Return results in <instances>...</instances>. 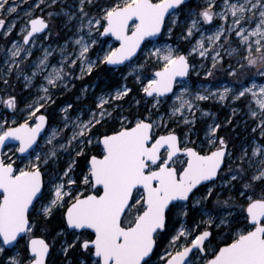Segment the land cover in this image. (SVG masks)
<instances>
[{"label":"snow or ice","instance_id":"snow-or-ice-1","mask_svg":"<svg viewBox=\"0 0 264 264\" xmlns=\"http://www.w3.org/2000/svg\"><path fill=\"white\" fill-rule=\"evenodd\" d=\"M58 2L63 0H37L19 38L7 49V67L0 70L5 85L14 70L17 80L23 76L25 88L38 76L43 79L38 86L43 95L23 109L17 95H0V106L27 113L22 122L11 121L15 126H8L7 119L0 122V150L14 140L19 142L16 152L27 154L21 166L0 151V256L23 241V251L0 264H51L54 250L63 255L62 264H264V84L245 86L244 77H238L245 67L264 77V0H222L221 5L203 0L186 12L188 0H76L59 12L34 13L41 4L51 8ZM18 6L0 0V16H12ZM60 15L78 25L71 51L65 41L59 66L50 64V48L27 65L39 34L47 30L51 35L53 17ZM214 19L220 23L211 29ZM15 27V20L0 18L5 37ZM176 29L180 31L172 43H158L165 35L171 39ZM197 34L184 54L180 43H191ZM233 34L246 54L238 68L229 64L228 75L236 78L232 86L202 84L194 92L184 79L196 69L189 57L211 55L205 76L212 77L221 70L220 50ZM102 37H114L119 46L105 48ZM93 49L95 59L89 55ZM225 52L231 58L240 49ZM141 54L144 60L137 63ZM149 61L158 65L150 77L144 74ZM22 65L31 68V75ZM98 65L128 67L144 105L135 99L130 107L136 111L126 114L122 101L133 93L126 82L101 91L94 107L77 110L74 117L69 113L73 105L67 103L60 109L63 127H51L39 144L48 117L36 114L54 103L52 91L67 90L76 67L83 79ZM246 94L257 105L253 110L250 101V116L259 117L252 131L258 130L260 139H253L251 153L245 147L234 154L217 134L221 125L215 120L206 125L202 140L191 138L196 111L214 115L200 109L199 102H223L229 96L236 101ZM168 100L172 104L161 114V104ZM166 120L182 123L189 132L178 134ZM60 163L63 168L57 167ZM193 213L201 219L189 223ZM54 218L59 223L49 228Z\"/></svg>","mask_w":264,"mask_h":264},{"label":"rangeland","instance_id":"rangeland-1","mask_svg":"<svg viewBox=\"0 0 264 264\" xmlns=\"http://www.w3.org/2000/svg\"><path fill=\"white\" fill-rule=\"evenodd\" d=\"M18 3V9L15 14L12 16H0V18L6 20H15L16 27L13 29L11 36L5 37L3 35V31L0 32V70L5 69L7 67L5 61L7 60V49L11 47V42L19 38L20 35V27L24 24V22L28 19L26 13L30 10H33V5L37 3V0H10V3ZM50 2V0H47ZM97 3L103 4L104 0H96ZM218 5L222 4V0H216ZM76 0H63V2H58L57 4L53 5L51 8L46 7L45 4H41L39 9H34V13L36 15L41 14V10L45 16L47 12L54 11L59 12L62 7L68 8L69 6H74ZM197 3L203 4V0H192V2H188L185 5L184 11L186 12L189 8H195ZM219 11V8L216 9ZM91 11L96 12L98 11L97 8H92ZM183 15L181 19L183 20ZM231 21L229 20V23ZM220 21L218 19H214L213 25L211 29L219 24ZM77 22L71 21L67 22V17L60 15L57 17H53L52 24H51V35H48V31L45 34H39V38L36 42V46L33 48V55L32 57L28 58L26 62L27 65H31L38 57L42 55L43 48H50V50H54L52 56L50 57V64L59 66L58 62L61 60L60 56V47L65 44V41L69 42L68 48L71 51L73 45L71 41H73L76 36V28ZM254 26V25H252ZM208 28L209 26H205ZM210 29V30H211ZM180 29H176V34L173 35L171 39H169L166 35L163 37L157 38L158 43H172L173 40L177 39V35ZM198 39V34L194 35L192 38L191 43L188 42H181L180 49L183 53L187 54L192 44L195 43V40ZM222 42V41H221ZM101 43L104 44V47L107 48L108 46L117 47L118 42L114 40L112 37H102ZM26 47H31L28 45ZM230 48H238L240 49L239 55H233L231 58L226 55L225 50ZM97 49H93L90 51L89 55L92 59H95V51ZM221 56L223 57V63L218 64L217 68L221 69L218 71L213 72L212 77L205 76V69L211 67V55L207 58H201L198 55L193 54L189 57L191 64L196 65L195 71H191L189 74V78H187L189 84L192 86V90L195 92L199 90L201 85L208 86L210 88L221 87L223 85L232 86V82L234 81V77L228 75L229 64L233 68H238L239 63H245L242 60V56L246 53L243 52L242 46L239 44V38L236 37L234 34L230 38V43L224 45V49L220 50ZM144 60L143 55H139L138 59L136 60L137 63H142ZM79 63V62H78ZM203 65V67H201ZM24 68L25 73L27 75H31V68L25 65L21 66ZM158 68V65L152 63L151 61L145 65L144 74L148 75L149 77L151 74ZM51 67L47 71H50ZM130 69L123 65V67L111 68L107 65H98L91 74H87L83 76V79H80V70L79 67H76L72 73L71 81L68 85V89H60L58 91H52V102H48L45 104V108L41 109L40 112H45L49 116H51L52 122L48 129L54 126L63 127L62 124V117L63 113L60 111L61 108L65 107L67 103H71L73 108L69 110L70 115L73 117L76 115L77 110L86 109L89 106H95V97L98 96L101 91H111L115 87H118L122 83H127L129 87L133 88V93H131L128 97H126L122 103L127 114L128 111L135 112V107H130V105H134L135 99H141L142 105H144L145 101L143 99V94L139 92V85L136 84L135 80L132 76H129ZM197 72L199 75H197ZM47 74V73H45ZM94 74V77L91 75ZM16 71H13L11 77H7L9 80V84L5 85L2 81H0V95H4L5 97L8 94L17 95L18 99L20 100L19 108L23 109L25 104L31 103L34 98L38 95H43V93L38 92V86L43 83L42 76H38L33 81V86L30 88H25L24 86V79L23 76L19 80L16 79ZM123 76H127V80L122 79ZM243 76L245 79V86L250 84L252 81H255L257 84H264V77L260 76L257 69L245 67L243 72L238 71V77ZM146 83V80H145ZM74 85V86H73ZM87 86V93H82V89ZM171 96V95H170ZM63 98L61 104L56 106L58 100ZM252 101L251 96L247 95L245 97L240 98L239 100L233 101L231 96L226 101H218L216 99H209L207 101L199 102V108L214 114L213 116H202L200 111H196V120H200L207 124H210L215 120L216 123L221 125V128L224 126L225 139L232 144V151L234 154H239L243 148L247 147L249 153H251V147L253 139H260L259 138V131L253 132L252 129L256 127L259 117L253 118L249 114V103ZM152 100L148 98L147 100V107H151ZM172 104V100H168L166 102H162L160 112L161 114L166 113L170 105ZM251 107L253 110L257 109V105L254 101L251 102ZM233 109H235V114H233ZM144 107L142 106L139 111L142 113L144 112ZM222 113V114H221ZM39 114V112L37 113ZM36 114V115H37ZM222 115V116H221ZM27 116V113L24 111H17L15 114L9 110L5 109L3 106H0V122L4 119L9 121V125H11V121L15 119L16 121L18 118L24 119ZM87 119V115L83 117ZM230 121V123H229ZM168 126L170 128H176L178 131H183L185 126L182 123H176L174 120H166ZM234 124V125H232ZM8 125V126H9ZM230 126V127H229ZM220 128V129H221ZM164 129V128H161ZM237 132L235 133V130ZM257 133V135H255ZM67 134V133H66ZM44 137V136H43ZM43 137L41 138V142L39 144L43 145ZM264 142V141H262ZM11 149V150H9ZM8 150L5 151L6 157H10L12 160L19 161L21 165V161L23 160L24 163H27V160L24 157H19L16 152L17 147H10ZM40 149H37L39 151ZM63 159H68V157L64 156ZM238 163V161H237ZM22 166V165H21ZM247 167V165H245ZM58 168H63L64 164L60 163ZM53 169L49 167V171L51 172ZM255 169H249V174ZM259 191V189H258ZM194 216V215H193ZM197 219L199 220L200 216L196 215ZM195 216V217H196ZM192 217V216H191ZM194 217V218H195ZM194 218H191L192 220ZM189 223H191L189 221ZM16 251H21V249H16L12 255H15ZM2 256H0L1 260ZM53 261L51 264H62L63 255L58 253L57 250L54 252ZM4 259V258H3ZM6 259V258H5Z\"/></svg>","mask_w":264,"mask_h":264},{"label":"flooded vegetation","instance_id":"flooded-vegetation-1","mask_svg":"<svg viewBox=\"0 0 264 264\" xmlns=\"http://www.w3.org/2000/svg\"><path fill=\"white\" fill-rule=\"evenodd\" d=\"M1 32V31H0ZM47 32V31H46ZM45 32V33H46ZM45 33H41V34H45ZM191 72V71H190ZM190 74V73H189ZM189 78V77H188ZM63 100V98H60L59 100H58V103H57V105L56 106H59L60 104H61V101ZM41 113H43V114H46L47 115V117H48V119H49V124H48V127H47V129L49 128V126H50V124H51V122H52V120L53 119H51V116H49L47 113H45V112H39V114H37V116H39ZM222 114V113H221ZM222 116V115H221ZM22 120L23 119H21V118H18V120H17V123H19V122H22ZM206 125H207V123H205V122H202V121H200V120H196V124H195V127H194V129H193V131H194V135H192V139H198V140H202L203 138H204V134H205V130H206ZM232 125H234V124H232ZM9 126H15V125H9ZM230 127V126H229ZM174 128V127H173ZM176 129V128H175ZM49 130V129H48ZM48 130L46 131V133L48 132ZM235 130V133L237 132V130L236 129H234ZM176 131H177V133L178 134H183V133H185V132H189V128H187V127H185V129L183 130V131H178V129H176ZM159 132L161 133V134H163L164 132H165V129H159ZM45 133V134H46ZM225 133L226 132H224V126L221 128V129H219L218 130V135L219 136H223L224 138H225ZM44 134V135H45ZM43 135V136H44ZM255 135H257V133L255 134ZM42 136V137H43ZM41 137V138H42ZM40 142H41V139H40ZM39 142V143H40ZM18 146H19V144H15V143H12V144H9V146H7L6 148H5V150L3 151V153L5 154V151L6 150H8L10 147H17L18 148ZM232 144H229V149L230 150H232L231 148H232ZM18 155H19V157H25L26 155H21L20 153H17ZM16 165H20V162L19 161H16ZM195 216H196V214H195ZM195 219H197V216L195 217ZM200 219H201V217H200ZM53 235H55V234H53ZM22 245H23V241H21V244H20V246H18L17 248H15V249H13V248H8L7 250H6V255L5 256H2V258H1V260H3V258L5 259V258H7V256H11L12 254H13V252H15V250L16 249H21V252L23 251V247H22ZM54 252H55V250L53 251V254H52V256H51V263H52V261H53V256H54Z\"/></svg>","mask_w":264,"mask_h":264},{"label":"water","instance_id":"water-1","mask_svg":"<svg viewBox=\"0 0 264 264\" xmlns=\"http://www.w3.org/2000/svg\"><path fill=\"white\" fill-rule=\"evenodd\" d=\"M190 1H192V0H188V2H190ZM47 31V30H46ZM45 31V32H46ZM112 38H114V37H112ZM114 40H115V38H114ZM118 42V41H117ZM118 46H119V44H118ZM117 46V47H118ZM185 54V53H184ZM189 62H190V60H189ZM191 63V62H190ZM108 67H111V68H117V67H123V65H107ZM157 70V69H156ZM188 78V77H187ZM187 78H184V79H187ZM169 95H171V94H169ZM41 114H43V113H41ZM40 114V115H41ZM43 115H45V116H47L46 114H43ZM48 124H49V119H48V121H47V123H46V126H45V130H44V132H42L41 133V137L46 133V131L48 130L47 129V127H48ZM41 139V138H40ZM40 139H38V143L40 142ZM12 143H15V144H19V142L18 141H8V142H6V145H5V147L2 149V150H0V151H4L5 150V148L7 147V146H9V144H12ZM21 155H27V154H21Z\"/></svg>","mask_w":264,"mask_h":264},{"label":"trees","instance_id":"trees-1","mask_svg":"<svg viewBox=\"0 0 264 264\" xmlns=\"http://www.w3.org/2000/svg\"><path fill=\"white\" fill-rule=\"evenodd\" d=\"M192 2V1H191ZM92 77H94V74H92L91 75V80H92ZM143 113V112H142ZM111 125H106V127H110ZM81 162V164L83 163V160H81L80 161ZM77 171L79 172V169H77ZM209 207H211V205H209ZM194 215V216H193ZM195 217V213H193L192 214V217H190V222H192V219L191 218H194ZM195 219V218H194ZM59 223V219L58 218H54V219H52L49 223H48V227L49 228H54V226L56 225V224H58ZM52 234H55V232L53 231V233Z\"/></svg>","mask_w":264,"mask_h":264},{"label":"bare ground","instance_id":"bare-ground-1","mask_svg":"<svg viewBox=\"0 0 264 264\" xmlns=\"http://www.w3.org/2000/svg\"><path fill=\"white\" fill-rule=\"evenodd\" d=\"M51 71V70H50Z\"/></svg>","mask_w":264,"mask_h":264}]
</instances>
